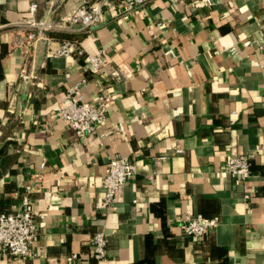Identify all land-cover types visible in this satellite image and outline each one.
<instances>
[{
    "label": "crops",
    "instance_id": "obj_1",
    "mask_svg": "<svg viewBox=\"0 0 264 264\" xmlns=\"http://www.w3.org/2000/svg\"><path fill=\"white\" fill-rule=\"evenodd\" d=\"M210 1L154 0L105 14L91 32L59 31L74 39L46 32L24 51L23 23H58L89 1L0 0V163L14 158L0 212L28 195L37 224L32 258L0 251V264H264V0ZM64 40L86 55L104 50L101 73L86 57H50ZM83 81L86 102L111 103L107 122L78 139L58 111ZM243 154L253 155L246 182L224 171ZM116 156L138 172L102 210ZM197 216L218 221L199 239L183 229ZM101 232L107 257L95 260Z\"/></svg>",
    "mask_w": 264,
    "mask_h": 264
},
{
    "label": "built area",
    "instance_id": "obj_2",
    "mask_svg": "<svg viewBox=\"0 0 264 264\" xmlns=\"http://www.w3.org/2000/svg\"><path fill=\"white\" fill-rule=\"evenodd\" d=\"M29 1V0H17ZM154 0H97L94 3H85L64 17L58 23H48L30 19L23 23L25 32L16 40V47L30 51L39 40L45 39L46 32H59L67 30L69 26H80L83 30L91 32L97 28L105 14L111 18L128 16L138 9L144 8ZM211 4V1L208 0ZM37 4H31V12L35 13ZM50 40V39H46ZM86 57L89 68L93 74H100L107 62L104 50L95 55H86L75 41L64 40L59 49L49 53L50 57L69 58L73 55ZM85 81L76 83L68 89L64 106L58 111V117L63 120L75 133L78 139H85L95 134L108 120L111 103L107 95L101 94L96 102L88 103L84 100L82 86ZM180 153V151H179ZM253 155L243 154L227 159L224 171L237 180L246 182L251 178V160ZM166 157L156 158L154 164L160 171L162 161ZM138 167L135 162L120 156L114 157L108 164V172L103 180L104 195L98 204L99 209H109L113 206L117 192L129 184L137 175ZM246 201L251 200L245 196ZM216 219L197 216L186 220L183 224L184 232L196 239L204 237L216 228ZM37 236L36 213L33 203L28 195H24L21 204L14 212H0V251L6 252L19 259L32 258V248ZM92 257L95 260H104L107 257V236L105 233H96L92 237ZM77 256H70L72 261Z\"/></svg>",
    "mask_w": 264,
    "mask_h": 264
},
{
    "label": "trees",
    "instance_id": "obj_3",
    "mask_svg": "<svg viewBox=\"0 0 264 264\" xmlns=\"http://www.w3.org/2000/svg\"><path fill=\"white\" fill-rule=\"evenodd\" d=\"M89 4L96 2L97 0H88ZM52 36H54L55 38H60V39H74L75 37L69 34H63L61 32H53ZM14 158L12 157H8L2 160V162L0 163V178L5 175L6 171L10 168L11 164L13 163ZM11 173H16L15 170H11Z\"/></svg>",
    "mask_w": 264,
    "mask_h": 264
}]
</instances>
